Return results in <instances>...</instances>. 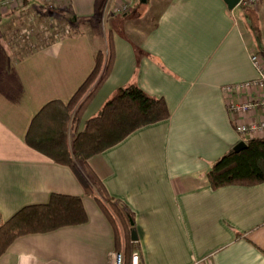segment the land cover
Returning a JSON list of instances; mask_svg holds the SVG:
<instances>
[{
    "label": "crops",
    "instance_id": "1",
    "mask_svg": "<svg viewBox=\"0 0 264 264\" xmlns=\"http://www.w3.org/2000/svg\"><path fill=\"white\" fill-rule=\"evenodd\" d=\"M64 1L71 34L33 50H14L7 38L34 1L0 5V220L54 191L80 195L87 220L18 236L0 264H108L116 250L111 222L75 171L24 140L41 105L67 100L87 76L107 32L111 67L78 128L129 82L162 96L169 116L77 164L93 194L134 213L141 264H264V181L212 188L204 175L237 142L264 136L235 128L263 119L261 108L228 110L227 98L242 101L248 92L222 91L257 76L250 55L255 35L264 45V0L232 8L223 0H153L146 22L127 18L136 7L127 0ZM109 1L104 32L90 21Z\"/></svg>",
    "mask_w": 264,
    "mask_h": 264
},
{
    "label": "trees",
    "instance_id": "2",
    "mask_svg": "<svg viewBox=\"0 0 264 264\" xmlns=\"http://www.w3.org/2000/svg\"><path fill=\"white\" fill-rule=\"evenodd\" d=\"M112 57V37L107 32L105 45L96 49L94 65L87 76L67 100L53 98L41 105L29 121L24 140L53 161L75 171L85 192L92 194L111 222L115 249L123 252V264H131V254L139 248L137 239L132 240L130 233L134 230V213L121 200L107 194L102 197L93 194L91 184L77 164L86 163L90 156L115 145L135 129L166 119L169 110L162 96L150 95L136 83L129 82L120 86L100 110L78 128L83 109L110 70ZM244 141L243 148L225 152L205 171V178L212 188L264 181V136H253ZM86 220L80 195L51 192L46 201L25 204L0 220V255L20 235L46 232Z\"/></svg>",
    "mask_w": 264,
    "mask_h": 264
},
{
    "label": "rangeland",
    "instance_id": "3",
    "mask_svg": "<svg viewBox=\"0 0 264 264\" xmlns=\"http://www.w3.org/2000/svg\"><path fill=\"white\" fill-rule=\"evenodd\" d=\"M34 3L30 5L23 15L20 17L19 23H17L18 30L14 31V26L9 34V38L7 41L10 43L14 50H33L38 44H41L45 41L46 38H50L53 31L57 30V28L67 27L70 30V24L72 18L69 15H66V4L64 0H33ZM126 1V0H125ZM130 2H139L133 10H130L126 15L127 18L132 20H144V22L148 21V17L150 18L151 14L148 15L151 10V6L153 5V0H127ZM109 3L106 5L105 12H99V19H92V23L98 24V28H103L105 32L109 26V15L107 13L109 9ZM258 3V2H257ZM39 6V7H38ZM123 6V2L120 3V7ZM238 6L235 5V7ZM236 12H240V8H236ZM41 14L40 16L38 15ZM105 18L101 17L102 15ZM142 17V19H137ZM56 21V22H55ZM39 24H43L40 28V31L35 33V29L39 28ZM73 28L75 26H72ZM85 27V26H84ZM32 28H34L32 30ZM259 35V34H258ZM35 44V45H34ZM80 163V162H79Z\"/></svg>",
    "mask_w": 264,
    "mask_h": 264
},
{
    "label": "built area",
    "instance_id": "4",
    "mask_svg": "<svg viewBox=\"0 0 264 264\" xmlns=\"http://www.w3.org/2000/svg\"><path fill=\"white\" fill-rule=\"evenodd\" d=\"M11 2L14 6H17L22 3V0H0V5H7ZM256 2L257 0H238L237 4L248 6L255 5ZM39 25V28L35 29V33L40 31V28L43 24ZM33 29L34 28H32V30ZM69 34H71V31L68 30V26L65 28H57V30L53 31V36H51L50 38H46L43 43L47 44L52 40H55L57 37H62ZM250 59L257 71V76L255 78L233 84H224L222 86V91L225 94L240 90L248 92L246 98L242 101H234L230 98H227L228 110L234 116L253 110L255 108H261V110L264 112V56L259 53L258 50H255L251 53ZM251 90L258 92V94L252 96L249 92ZM235 128L239 133L255 132L260 130L264 132V118L261 120L253 121L249 124L235 122ZM140 256L141 255L139 248L135 249L131 254V264H139ZM123 259V252L121 250H114L111 254L108 264H123Z\"/></svg>",
    "mask_w": 264,
    "mask_h": 264
},
{
    "label": "water",
    "instance_id": "5",
    "mask_svg": "<svg viewBox=\"0 0 264 264\" xmlns=\"http://www.w3.org/2000/svg\"><path fill=\"white\" fill-rule=\"evenodd\" d=\"M145 1V0H142ZM225 2V4L227 5L228 8H232L235 5H237L238 0H223ZM255 41L257 44V50L259 51V53H261L264 56V45L261 42L260 38L255 35ZM246 145L244 140H241L239 142H237L234 146H233V150L238 151L239 149L243 148ZM131 238L132 239H136V234L135 231L132 230L131 231Z\"/></svg>",
    "mask_w": 264,
    "mask_h": 264
}]
</instances>
